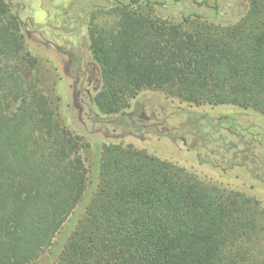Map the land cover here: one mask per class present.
Returning a JSON list of instances; mask_svg holds the SVG:
<instances>
[{"label": "trees", "instance_id": "1", "mask_svg": "<svg viewBox=\"0 0 264 264\" xmlns=\"http://www.w3.org/2000/svg\"><path fill=\"white\" fill-rule=\"evenodd\" d=\"M141 1L128 0L113 28L89 33L102 84L92 103L109 124L184 141L176 128L135 124L123 112L142 91L264 119V0H248L224 29L189 17L187 27L160 21L132 10ZM22 27L0 0V264L36 262L89 183L88 145L62 124L60 98L42 86ZM260 209L192 169L132 145H104L94 190L53 264H264Z\"/></svg>", "mask_w": 264, "mask_h": 264}, {"label": "rangeland", "instance_id": "2", "mask_svg": "<svg viewBox=\"0 0 264 264\" xmlns=\"http://www.w3.org/2000/svg\"><path fill=\"white\" fill-rule=\"evenodd\" d=\"M5 1L22 22L27 50L39 61L45 75L42 86L60 98L62 124L88 145L81 151L88 170L86 193L51 246L32 264L55 262L94 190L100 152L108 144L132 145L192 169L204 183L255 199L264 213V119L259 114L229 106L190 109L160 91H142L129 101L123 112H133L135 124L164 123L183 133V141L109 124L92 103L102 84L89 51L90 30L113 28L128 0ZM247 6L248 0H142L132 10L183 27L189 17L224 29L237 23Z\"/></svg>", "mask_w": 264, "mask_h": 264}, {"label": "flooded vegetation", "instance_id": "3", "mask_svg": "<svg viewBox=\"0 0 264 264\" xmlns=\"http://www.w3.org/2000/svg\"><path fill=\"white\" fill-rule=\"evenodd\" d=\"M67 55H68L69 57L73 58L69 53H67ZM76 61H77V60H76Z\"/></svg>", "mask_w": 264, "mask_h": 264}]
</instances>
